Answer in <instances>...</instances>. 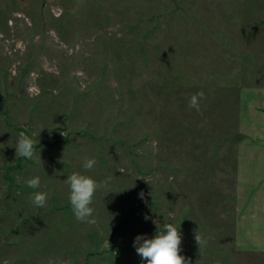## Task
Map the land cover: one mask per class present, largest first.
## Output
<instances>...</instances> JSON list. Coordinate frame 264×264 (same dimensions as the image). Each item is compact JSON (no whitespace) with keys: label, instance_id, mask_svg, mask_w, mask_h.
I'll list each match as a JSON object with an SVG mask.
<instances>
[{"label":"rangeland","instance_id":"rangeland-1","mask_svg":"<svg viewBox=\"0 0 264 264\" xmlns=\"http://www.w3.org/2000/svg\"><path fill=\"white\" fill-rule=\"evenodd\" d=\"M263 96L264 0H0V264H145L133 240L165 223L190 264H264L234 228ZM73 172L100 185L95 224L72 212Z\"/></svg>","mask_w":264,"mask_h":264},{"label":"clouds","instance_id":"clouds-1","mask_svg":"<svg viewBox=\"0 0 264 264\" xmlns=\"http://www.w3.org/2000/svg\"><path fill=\"white\" fill-rule=\"evenodd\" d=\"M204 97V93L197 92L190 97L189 106L199 111V100ZM35 141L25 132L18 134L15 146V154L31 159L35 155ZM40 158V156H39ZM96 164L94 158H85L83 168L91 170ZM27 186L32 189L40 187V177H32L27 180ZM65 183L69 186L68 200L75 218L78 221L88 224H95L96 220L92 217L93 195L100 185L90 176L73 172L67 176ZM143 195L142 193L140 194ZM31 202L38 207H44L47 202V193L37 191L31 196ZM145 219H148L146 216ZM155 223V222H154ZM197 246H204L206 241L200 236L195 235ZM181 232L180 228L172 223H165L152 237L137 235L133 240V247L145 264H190L189 260L180 255ZM52 264V261H49ZM216 264H220L219 261Z\"/></svg>","mask_w":264,"mask_h":264},{"label":"crops","instance_id":"crops-1","mask_svg":"<svg viewBox=\"0 0 264 264\" xmlns=\"http://www.w3.org/2000/svg\"><path fill=\"white\" fill-rule=\"evenodd\" d=\"M263 104L264 96L257 105ZM253 130L236 145L235 244L247 250L264 240V125Z\"/></svg>","mask_w":264,"mask_h":264}]
</instances>
